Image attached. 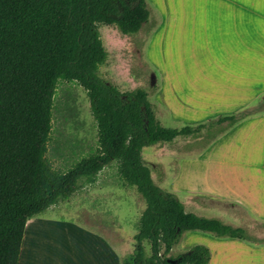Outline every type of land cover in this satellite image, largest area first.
<instances>
[{"label": "trees", "instance_id": "16d2710c", "mask_svg": "<svg viewBox=\"0 0 264 264\" xmlns=\"http://www.w3.org/2000/svg\"><path fill=\"white\" fill-rule=\"evenodd\" d=\"M150 15L146 0H0V264H16L27 219L67 199L79 180H96L115 161L123 180L145 200L131 253L120 264H208L206 245L168 255L187 230L264 242L243 226L186 211L156 185L141 149L204 128L222 132L262 108V103L196 125L163 126L143 88L120 91L98 74L106 52L98 25L137 32ZM76 81L86 92L97 143L65 171L46 153L57 82ZM264 225V224H261ZM147 242L150 252L143 245Z\"/></svg>", "mask_w": 264, "mask_h": 264}, {"label": "rangeland", "instance_id": "374dc122", "mask_svg": "<svg viewBox=\"0 0 264 264\" xmlns=\"http://www.w3.org/2000/svg\"><path fill=\"white\" fill-rule=\"evenodd\" d=\"M161 1L168 3V0ZM161 1L155 0L157 3ZM178 1L181 3L180 9L170 10L171 14L176 12L173 15L169 14V9L163 8L165 15L160 23L158 14L153 13L154 4L151 0H146L150 15L135 33L124 34L114 24L98 25L99 37L106 52L104 62L98 66V74L120 91L145 89L148 100L155 104L156 118L163 126L170 128L196 125L218 116H211L201 122L183 123L176 118L172 119L164 106L168 102L169 87L189 83L190 69L195 67L193 62L196 63L188 59L168 58L173 53L183 52L185 46L182 0H171L176 3ZM196 67L198 71L207 70L206 64ZM262 97L253 102H261L263 111ZM51 124L46 156L53 169L65 171L95 149L96 123L86 92L76 81L60 79L57 82ZM222 132L215 126L211 129L204 128L193 135L177 136L170 142L146 145L141 149L142 162L149 168L153 182L161 189L173 193L183 203L186 211L205 217H218L225 223L241 225L249 233L262 237L264 226L259 224L260 220H253L245 207L237 206V203L216 192L206 193V189L216 191V188H222L221 192L229 194L232 187L236 190L241 188L231 177L218 178L217 174L222 173L213 168L219 162V157L235 164L243 160L247 162L246 151L244 155L239 152L241 148L247 149L246 142L243 141L241 144L245 145L240 146V140L237 139L236 144H233L228 139L221 144L219 135ZM192 188H199L202 192ZM51 206L46 209V213L59 220L81 227L89 222L90 227L99 231L101 229V235L112 239L114 246L120 248L122 257H125L133 250V236L137 231L140 214L145 208V200L135 186L123 180L117 163L113 161L98 172L94 182L79 180V188L71 196L53 204L55 207ZM62 234L58 244L61 252L54 255L56 264H65L68 254V237L66 233ZM202 234L215 237L212 233L201 230L184 231L168 255L177 256L187 250L193 241H197L195 244H203L200 242L204 241ZM143 245L149 253L148 243L144 242ZM76 264H79V260Z\"/></svg>", "mask_w": 264, "mask_h": 264}, {"label": "crops", "instance_id": "0c3cea01", "mask_svg": "<svg viewBox=\"0 0 264 264\" xmlns=\"http://www.w3.org/2000/svg\"><path fill=\"white\" fill-rule=\"evenodd\" d=\"M151 2L160 23L165 15L163 8L169 9L171 14L170 10L180 9L181 5L180 1L171 0L167 4ZM182 10L184 51L168 58L188 59L197 64L193 62L195 67L190 69L189 83L168 89V102L163 104L171 118L183 123L201 122L257 104L253 101L264 96V0H182ZM202 64L207 65V70L198 71L196 66ZM156 98L159 101L158 95ZM219 137L217 140L221 144L228 139L233 144L240 140V146L246 142L247 149L241 148L239 152L244 155L246 151L247 162L235 164L219 157V162L213 165L222 173L217 174L218 178L231 177L241 188L232 187L229 194L221 192L222 188L206 189V193L216 192L232 200L237 206L245 207L253 220L264 224V110L261 108L243 118ZM88 224L81 227L68 223L47 214L46 210L29 217L16 264H56L54 255L61 252L58 244L62 233L68 237L66 250L69 254L65 264H76L78 260L79 264H120L122 250L114 246L112 239L101 235V229ZM201 238L204 241L200 242L210 251L208 264H264V242L209 234H202Z\"/></svg>", "mask_w": 264, "mask_h": 264}, {"label": "water", "instance_id": "95a60500", "mask_svg": "<svg viewBox=\"0 0 264 264\" xmlns=\"http://www.w3.org/2000/svg\"><path fill=\"white\" fill-rule=\"evenodd\" d=\"M262 102H263V104H264V96L262 97Z\"/></svg>", "mask_w": 264, "mask_h": 264}, {"label": "bare ground", "instance_id": "6f19581e", "mask_svg": "<svg viewBox=\"0 0 264 264\" xmlns=\"http://www.w3.org/2000/svg\"><path fill=\"white\" fill-rule=\"evenodd\" d=\"M63 244V243H62ZM69 254V253H68ZM72 254V253H71ZM75 255V254H74ZM61 256V255H60ZM39 258V257H38Z\"/></svg>", "mask_w": 264, "mask_h": 264}]
</instances>
